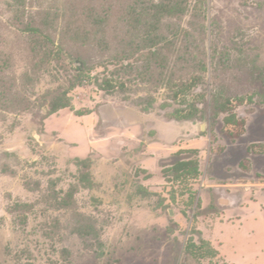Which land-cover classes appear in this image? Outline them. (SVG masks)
I'll list each match as a JSON object with an SVG mask.
<instances>
[{
	"label": "rangeland",
	"instance_id": "1",
	"mask_svg": "<svg viewBox=\"0 0 264 264\" xmlns=\"http://www.w3.org/2000/svg\"><path fill=\"white\" fill-rule=\"evenodd\" d=\"M263 3L208 0L204 53L211 55L215 21L221 47L238 44L257 54L264 72ZM6 6L0 0L4 22L11 15ZM54 87L47 78L39 90ZM198 93L166 105V93L159 91L154 108L144 113L87 80L71 97L76 111L93 110L89 116L64 110L41 122L0 110V264H17L18 256L32 264H264L262 83L233 94L227 114L233 120L222 117L215 130L209 122L177 118L191 110ZM190 149L199 151L201 176L165 179L163 168ZM76 158L93 162L95 187L81 190L76 201L79 212L105 225L100 256L65 227L48 235L53 216L66 225L70 213L33 216L25 234L14 230L8 213L17 199L39 198L27 190V180L42 187L55 180L59 189H69L76 183ZM213 200L222 201L218 211L208 209Z\"/></svg>",
	"mask_w": 264,
	"mask_h": 264
},
{
	"label": "trees",
	"instance_id": "2",
	"mask_svg": "<svg viewBox=\"0 0 264 264\" xmlns=\"http://www.w3.org/2000/svg\"><path fill=\"white\" fill-rule=\"evenodd\" d=\"M207 2L6 0L5 11L11 15L8 22L0 19V110L32 114L41 122L64 110L89 116L93 110L76 111L71 97L89 80L107 95L121 96L144 113L154 108V94L159 91H165V104L170 105L200 89L191 110L177 118L209 122L214 130L222 117L231 122L233 117L227 114L232 95L254 88L258 80L264 92V72L257 54L238 44L231 50L221 47L215 21L211 55L204 53ZM99 69L103 71L93 75ZM47 78L55 87L42 92L39 87ZM177 156L174 164L163 168L165 179L201 176L198 150L179 151ZM72 162L76 183L69 189H59L55 180L46 187L40 181L27 180V190L38 193L39 198L32 202L17 199L9 205L8 213L14 230L24 234L33 216L50 211L70 213L71 222L66 225L59 215H52L48 235L65 227L71 236L78 235L84 249L100 256L105 225L93 215L79 212L76 201L81 190L95 187L93 162L91 158ZM219 204L213 200L208 209L218 211ZM201 214L196 213V218ZM19 258L17 264H32Z\"/></svg>",
	"mask_w": 264,
	"mask_h": 264
},
{
	"label": "water",
	"instance_id": "3",
	"mask_svg": "<svg viewBox=\"0 0 264 264\" xmlns=\"http://www.w3.org/2000/svg\"><path fill=\"white\" fill-rule=\"evenodd\" d=\"M220 204H222V201H219Z\"/></svg>",
	"mask_w": 264,
	"mask_h": 264
}]
</instances>
